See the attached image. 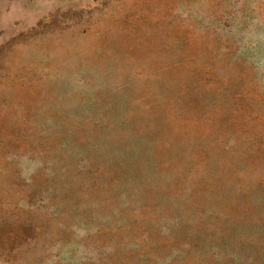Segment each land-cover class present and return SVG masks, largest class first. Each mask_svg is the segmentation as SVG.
Segmentation results:
<instances>
[{"label":"rangeland","instance_id":"374dc122","mask_svg":"<svg viewBox=\"0 0 264 264\" xmlns=\"http://www.w3.org/2000/svg\"><path fill=\"white\" fill-rule=\"evenodd\" d=\"M0 264H264V0H0Z\"/></svg>","mask_w":264,"mask_h":264}]
</instances>
